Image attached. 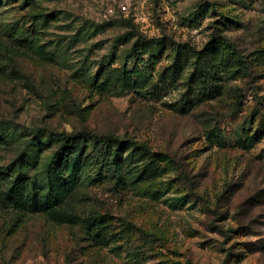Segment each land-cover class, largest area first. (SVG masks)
Returning <instances> with one entry per match:
<instances>
[{"label": "rangeland", "instance_id": "rangeland-1", "mask_svg": "<svg viewBox=\"0 0 264 264\" xmlns=\"http://www.w3.org/2000/svg\"><path fill=\"white\" fill-rule=\"evenodd\" d=\"M222 35L247 69L210 92L195 62ZM63 133L147 156L123 151V187L95 149L69 190ZM0 168V264H264V0H0ZM21 175L43 206L4 199Z\"/></svg>", "mask_w": 264, "mask_h": 264}, {"label": "trees", "instance_id": "trees-1", "mask_svg": "<svg viewBox=\"0 0 264 264\" xmlns=\"http://www.w3.org/2000/svg\"><path fill=\"white\" fill-rule=\"evenodd\" d=\"M137 44L132 47L130 53L133 54L138 50L139 45ZM185 53L186 51H182V47L179 46L176 49L174 59L178 62L185 56H187V59H193L191 55H185ZM203 54H205V58H198L195 64H198L200 70L203 72L206 79L205 83H207L210 92L222 89L218 84L221 76L234 77L244 69H247L245 65L248 64V61L243 58V55L223 35L211 41L206 46ZM124 70L123 83L128 85L131 78L134 77V72H128L127 66H124ZM59 139L60 147L51 158L48 167L69 190L76 188L81 183V173L86 166L87 159L91 158V161L94 160L93 152L95 149H100L96 161H99V164H101V169L111 172L117 183L123 187L127 186V178L122 166L124 161L123 151L130 147L135 148L136 143L113 140L112 138H108L104 142L100 140L101 138L94 137L93 139L95 140L93 141L95 143L93 142V144L95 148L92 149L89 146L92 145V142L84 140L76 133H63L59 136ZM146 149L142 146L135 148L130 155V163H137L133 161L136 152L141 154L137 160L138 162L144 159L147 156ZM158 158L159 155H154L153 160H150V163L142 168L138 177L139 179H142L144 176H153L162 170L157 162ZM7 179H9V175L3 168H0V187L6 183ZM40 191L39 186L30 183L26 177L21 175L9 182L4 199L21 209L32 208L36 205L43 206L40 202L38 203ZM56 200L58 201V197L54 195V188L50 187L45 201L55 205Z\"/></svg>", "mask_w": 264, "mask_h": 264}, {"label": "built area", "instance_id": "built-area-1", "mask_svg": "<svg viewBox=\"0 0 264 264\" xmlns=\"http://www.w3.org/2000/svg\"><path fill=\"white\" fill-rule=\"evenodd\" d=\"M121 10H122V12L127 13V7L126 6H121Z\"/></svg>", "mask_w": 264, "mask_h": 264}]
</instances>
